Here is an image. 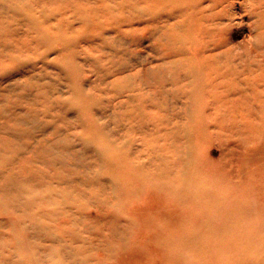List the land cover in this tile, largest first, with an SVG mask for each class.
Wrapping results in <instances>:
<instances>
[{
	"label": "rangeland",
	"instance_id": "374dc122",
	"mask_svg": "<svg viewBox=\"0 0 264 264\" xmlns=\"http://www.w3.org/2000/svg\"><path fill=\"white\" fill-rule=\"evenodd\" d=\"M0 264H264V0H0Z\"/></svg>",
	"mask_w": 264,
	"mask_h": 264
},
{
	"label": "bare ground",
	"instance_id": "6f19581e",
	"mask_svg": "<svg viewBox=\"0 0 264 264\" xmlns=\"http://www.w3.org/2000/svg\"><path fill=\"white\" fill-rule=\"evenodd\" d=\"M207 44H209L208 42H207ZM203 49L205 50V51H208V52H212V48L210 47V45H205V46H203ZM214 54H209V56H211V57H213L214 58V56H213ZM214 61V60H213Z\"/></svg>",
	"mask_w": 264,
	"mask_h": 264
}]
</instances>
